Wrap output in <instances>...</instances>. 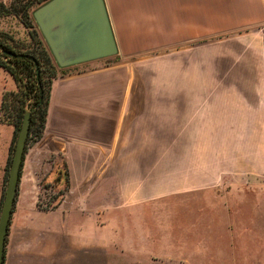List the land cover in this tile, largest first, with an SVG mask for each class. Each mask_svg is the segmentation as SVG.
Instances as JSON below:
<instances>
[{"label":"rangeland","instance_id":"374dc122","mask_svg":"<svg viewBox=\"0 0 264 264\" xmlns=\"http://www.w3.org/2000/svg\"><path fill=\"white\" fill-rule=\"evenodd\" d=\"M17 1L0 0L5 6L26 4V0ZM218 5L221 7L214 4L211 27L207 26L206 35L211 37L208 40H197L189 46L187 42L157 40L156 33H137L135 39H130L120 26L115 32V55L65 69L69 73L116 64L122 66V71L126 68L133 81H163L166 97L172 98L173 82L180 88L179 96H199L198 89L205 78L199 68L211 65L212 72L206 75L212 77L213 97H242L260 104L255 121L224 118L185 122L192 129L183 136L178 134L170 105L163 136L143 137L142 142L140 138L133 139L134 150L143 143L142 152L132 153L134 168L141 169H134V190L141 185L140 181L151 184L159 180L165 182L166 195L148 204L138 202L139 207L133 212L132 225L137 227L142 223L141 215L156 214L152 208L157 207L158 218L150 215L146 224L150 228L156 226L151 230L159 237L146 244L147 251L138 245L130 250L132 255L121 257L124 241L137 242L142 234L134 230L129 234L117 232L115 264H150V257L162 260L158 264H264V4L261 8L251 4L242 16L235 8L239 4H224L227 9ZM37 7L33 6L30 12ZM201 30L198 25V33ZM0 32L30 47L35 41L32 32L41 38L35 23L31 21L26 26L13 14L0 16ZM179 48L181 51H177ZM173 66L182 68L173 72ZM6 126L0 119V206L16 140L13 126ZM238 128H243L244 134L236 131ZM252 129L255 135L249 132ZM187 130L184 132L188 133ZM37 141L31 135L25 153H30ZM66 142L71 144L68 139ZM53 159L46 156L45 168L40 171V210L54 208L65 195V185H59L55 179L43 181ZM136 171L141 173V180L135 176ZM223 194L229 195L227 201L217 197ZM119 219L124 226L123 216ZM164 255L178 258L170 260ZM101 257L102 264H107L108 249L102 247Z\"/></svg>","mask_w":264,"mask_h":264},{"label":"crops","instance_id":"0c3cea01","mask_svg":"<svg viewBox=\"0 0 264 264\" xmlns=\"http://www.w3.org/2000/svg\"><path fill=\"white\" fill-rule=\"evenodd\" d=\"M104 3L114 37L116 28L123 26L130 39H135L137 33H156L157 40L171 39L191 46V42L211 38L206 31L212 24L214 4H221L220 9H227L224 4H239L235 8L242 16L251 4L261 8L264 0H104ZM198 25L203 32L198 33ZM121 67L113 64L69 72L52 81L43 134L31 152L24 153L3 264H102V247L109 251L106 263L115 264L116 233L121 231L142 234L137 242L124 241L121 257L132 255L130 250L138 245L147 251L146 244L155 242L159 236L152 233L151 229L156 226L150 228L146 218L150 215L158 218L160 210L152 208L156 214L141 215L142 223L137 227L132 225L133 212L140 201L148 204L165 197V182L144 184L140 181L141 185L134 190V169H141L134 168L132 153L142 152L143 143L134 150L133 139L140 138L142 142L143 137L163 136L170 105L179 136L191 132V124L185 126V122L224 118L245 122L259 117L256 111L260 109L259 102L212 96V77L206 75L212 72L211 65L199 68L205 74L199 96H179L180 88L173 82L175 96L172 98L166 97L163 81H133L129 71L126 68L122 71ZM181 68L173 66V72ZM0 70L1 102L3 92L16 90V83L3 68ZM6 127L11 129L12 125ZM236 131L244 134L243 128ZM249 132L256 133L254 129ZM48 155L54 159L43 181L55 179L64 185L66 169L68 187L54 208L40 210L37 200L42 179L39 176ZM139 173L136 171L135 176L141 180ZM217 197L227 201L229 195ZM120 216L125 220L124 226L119 224ZM150 259V264L162 261Z\"/></svg>","mask_w":264,"mask_h":264},{"label":"water","instance_id":"95a60500","mask_svg":"<svg viewBox=\"0 0 264 264\" xmlns=\"http://www.w3.org/2000/svg\"><path fill=\"white\" fill-rule=\"evenodd\" d=\"M59 67H67L115 55L117 43L104 0H48L32 13ZM30 112L23 114L12 154L6 189L0 206V264L8 225L15 203Z\"/></svg>","mask_w":264,"mask_h":264},{"label":"trees","instance_id":"16d2710c","mask_svg":"<svg viewBox=\"0 0 264 264\" xmlns=\"http://www.w3.org/2000/svg\"><path fill=\"white\" fill-rule=\"evenodd\" d=\"M23 1L18 0L17 2L22 3ZM47 1L26 0V4L12 6H5L0 2V16L17 15L24 25L30 26L31 21L36 24L32 15L33 10L30 12V9ZM37 30L41 38L38 39L35 32H32L31 37L35 41L31 47L25 45L23 41H14L11 36L0 32V67L10 74L16 83V90L4 91L2 94L0 119L13 126V139L17 137L23 114L26 111L30 112L27 139L31 135H34L35 141L41 138L48 114L52 81L59 75L67 73L65 67H59L56 64L38 26ZM64 185V189H67L66 169H64Z\"/></svg>","mask_w":264,"mask_h":264}]
</instances>
